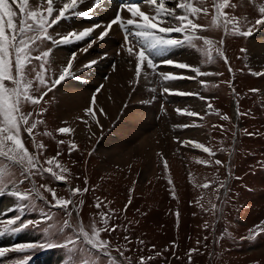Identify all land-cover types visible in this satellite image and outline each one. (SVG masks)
Masks as SVG:
<instances>
[{
    "label": "rangeland",
    "instance_id": "obj_1",
    "mask_svg": "<svg viewBox=\"0 0 264 264\" xmlns=\"http://www.w3.org/2000/svg\"><path fill=\"white\" fill-rule=\"evenodd\" d=\"M59 1L61 0L55 2L57 6ZM168 1L170 2V0ZM234 1H236V8L232 9L235 17L239 18V27L242 30H247L244 27L246 21L254 22L258 19L259 9L263 7L264 0ZM187 2L195 7L208 8V16L201 13L199 18H190L195 23L209 25L213 0H204L203 4L200 3V0H187ZM167 6L175 7V0H171ZM46 7L47 0H43V3L29 0V9L38 8L45 11L46 14ZM54 7H56L55 4ZM14 9L19 13L18 8L14 6ZM176 11H179L178 8ZM225 12L229 14L227 10ZM53 14L57 15L58 13L54 12ZM18 20L19 17L16 21L17 24ZM100 25L104 28L106 23L102 22ZM67 26H72V19L60 21L53 29H50V34L57 38L59 36L56 34H61L64 27ZM219 26L212 24L206 34L210 32L223 33L219 45L233 67L232 72L228 71L225 75L222 73V63L217 58H214V61L208 60L201 45L195 47L185 43L183 47H157L148 53L152 61L158 64L157 72H160L164 61L171 60L169 57L181 61L183 55L194 53L197 57V67H200L202 72H219L222 75L196 76L195 73H191L188 76L196 77V82L200 83H215L220 77L224 80L220 87L215 85L203 92L207 95L206 98V96L200 95V84L192 83L193 80L186 79L192 83V87L186 86V91L194 88L193 91L198 93L199 97L196 98L193 95L192 97L181 96V99H170L162 94L164 84L161 85L160 77L153 74L151 69L144 68L148 73L147 76L144 75L147 79L145 85L135 84L136 89L133 88L134 93L132 94L134 97L137 96L139 102L136 104L152 111L151 117L156 121L160 131L166 126V128L171 127L164 136L170 141V145L167 146L168 149H158L152 156L151 159L154 160L156 167L154 173L148 178H141L144 161L138 155L130 159L124 166H117L109 163L107 158L99 154L97 148L101 135L92 133L90 121L85 124L86 137L81 140L83 145L75 144L80 141H75L69 133L58 132V129L61 128L57 121L58 88L60 85L56 87L54 94L49 96L45 103L36 106L30 103L24 104L23 111L32 113L30 123L39 121L32 134L35 137V144L28 133L22 130L21 138L25 147L31 154L38 157L43 167H48L45 163L46 159L55 158L60 165L67 169L63 173L65 181L69 183L67 187L64 182L57 181L48 173H44L43 176H33L32 179L38 184L39 193L55 203L52 192L47 190L52 189L56 192L57 197L72 199L77 202V206L69 205L71 216L67 215L63 209L55 213L50 212V204L42 199L44 197L41 198L36 192L30 191L35 187L32 179L19 183L22 179L20 166L6 157H0V173H3L0 184V195L3 196L0 198V202L11 199L14 201L10 209V216L2 219L0 225L10 217L17 215L22 218L17 221L19 224L29 220L38 221L37 224H29L27 228L16 232L2 229L0 249L12 241L6 248L9 251L0 258V264H17L18 261L22 264H59L62 259L63 263L60 264H140L141 257L145 258L144 264H264V231H259L257 228V226L264 228V76L259 77L252 74V72L264 70L253 68L249 64L247 54L254 37L264 32V26H257L253 29V34L246 38L230 36L228 29L220 24ZM123 33L124 31L121 29L120 37ZM173 37L183 40L181 34H173ZM208 37L219 39L212 37L211 34H208ZM133 38L135 39L134 36L130 37L131 40ZM90 39L92 38H87L88 43ZM196 44L198 42H195ZM120 45H122L121 39L117 46L120 48ZM209 47H215L214 43ZM241 47L246 49V52H240ZM41 48L48 50L54 49L55 46L48 41ZM33 54L38 55V53ZM50 54L49 65L45 72L46 85L50 84L52 78H58L66 68L54 62L53 52ZM118 55L121 60L119 52L117 57ZM73 56L72 53L69 61H72ZM240 56L241 59H237ZM101 58L107 60L108 55ZM111 59L110 68L114 71L119 58ZM204 62L207 64L204 65ZM32 63L28 66L27 71L29 78L35 80L36 72L32 71V68L35 66L36 71H39V63ZM96 65L98 66L97 63ZM235 65H237V69ZM241 68H245L246 73L240 70ZM101 70H103L101 66L96 70H88L86 78L88 77L89 81L86 80V83L90 84V79L94 76H98L95 79L98 82ZM81 73L83 72L78 67L68 75L70 76L68 79L74 74L72 79L78 83ZM108 76L103 79L104 82L108 81ZM229 80L235 81L236 98L229 86ZM4 83L7 87H12L9 81ZM36 86L34 84V87ZM101 86L96 87L97 90L102 91ZM44 89L46 90V87H41L42 92ZM253 89L257 91H252ZM40 92H36L34 95L40 96L42 93ZM132 94H130V101L132 98L134 99ZM200 97L205 98L204 102H201V106L199 105ZM187 99L194 100L199 106L194 103L193 105L186 103ZM208 99H215L212 107L219 112V115L210 117L212 120L204 122L211 109L209 104H212ZM237 101L238 105H236ZM133 104L130 103L129 106H133ZM173 105L178 106L177 109L190 110L203 117L179 114L177 111H172ZM234 105L235 108L237 107L236 109H234ZM238 112L242 114L239 116ZM224 115H227L229 119H221V116ZM182 125H189V127H180ZM214 126L217 129H213ZM191 127L199 132L198 135L191 137L190 141L203 144L210 148L215 155L205 153L201 149L193 147L191 143L189 144L190 150H188L181 143L179 135L188 132L192 129ZM248 133H255V135H248ZM107 134H111L110 131ZM73 143L76 145L74 149L71 148ZM40 144H43L44 147L38 148L37 146ZM216 160L221 161L222 164H215ZM6 161L11 166H8ZM165 161L167 168H165ZM198 161H207L208 163ZM53 167L55 171L60 172L59 168ZM221 182L226 184V188L220 187ZM205 183L210 185L206 189L201 187ZM41 185H46L47 189ZM10 187H18L20 191L29 192L31 197L29 209L26 208L22 213H16V211H20L19 206L26 201L20 202L11 197L8 194ZM76 188H79L81 192L73 195L72 190ZM85 188L88 189L87 192L83 191ZM217 189L219 191H216ZM129 197H132L130 203L128 202ZM98 199L101 201L99 209L96 207ZM80 201L83 203L80 204ZM213 205L216 207L213 208ZM126 206L127 210H125ZM41 210L50 214L52 219H40L43 215ZM100 213H105L110 217L109 229L113 225L119 226L115 231L100 233V239L110 242L107 253L93 249L91 245L87 244L83 232H81V228H83L84 232L91 236L93 223L97 228H103ZM252 236L255 238H250ZM125 237H128V240H125ZM44 239L58 241L61 244L66 240H72L73 243L66 247L46 248L47 251L43 254L40 252L44 251V248L39 247H31L23 252L12 248L18 243L30 245ZM190 249H196V251L190 253ZM28 254L38 255L32 257L30 261H25L22 256ZM126 258H130V260Z\"/></svg>",
    "mask_w": 264,
    "mask_h": 264
},
{
    "label": "snow or ice",
    "instance_id": "obj_2",
    "mask_svg": "<svg viewBox=\"0 0 264 264\" xmlns=\"http://www.w3.org/2000/svg\"><path fill=\"white\" fill-rule=\"evenodd\" d=\"M38 3H43V0H37ZM84 0H61L62 6L59 8L54 7L55 0H47L46 14L38 8L29 9V0H0V157H6L8 160L13 161L15 164L20 166V176L22 179L19 183H23L24 180H31L35 175L43 176L44 173L50 174L57 181H65L64 172L67 171L62 165H60L55 158L46 159L45 163L48 167H43L37 156L31 154L22 142L21 133L22 130L26 131L30 138H32L35 144V137L32 135L33 130L37 128L39 121H33L30 123L32 113H25L23 107L25 103H30L33 106L39 105L43 97L47 95V91L41 93L40 96L34 95L36 92L41 91V87H46L48 91H52L53 88L57 87L62 83L69 75L68 69L72 67L71 62L68 66L63 69V72L58 78L52 79L50 84L45 83V72L47 71V66L49 65L50 53L54 51L53 48L48 50H43L40 47L44 41H49L54 46L70 44L75 42L83 41L92 36L93 31L96 28H100L101 25H92L83 29L82 31H71L63 35L57 33L56 35L60 38L57 39L55 36L50 34V29H53L61 20L68 19L72 15H83L88 16L90 11H78L80 3ZM171 2V0H170ZM101 0H94L95 5H100ZM203 4L204 0H200ZM142 4H148L154 8V16H149L145 11L141 10ZM18 8L19 13L14 9ZM180 9L181 12L177 13L176 9ZM214 15L212 23L213 25L219 26L221 18H223V24L227 29L229 24L232 25V32L235 35L241 37H250L253 34V29L257 26H264V7L259 9V18L254 22L247 20L244 27L247 30H242L238 25L240 24L239 18L235 16H230L225 9L236 8V4L232 3L231 0H213ZM130 14L129 19H124L122 17V12L125 11ZM57 12V15L53 13ZM203 13L204 16H208L207 7H195L187 0H175V7H168L166 0H141V3H124L119 6L115 17L110 20L104 26L103 30L98 33L99 39H103L109 34V30L113 29L114 25H118L125 33L124 40L126 45H132L130 40L131 36L137 38V43L139 45V51H135V45L126 47V51L129 56H134L136 60L135 64V76L136 80L139 81L142 75V68L151 69L152 73L160 77V83L166 81H175L178 79H194L195 77L177 76L170 73L157 72V65L152 61L148 53L157 47H183L185 43L190 46H194V40L203 39V42L207 46H211L213 41L207 37H200L196 35L197 30H204L205 26L195 23L190 17L199 18L200 14ZM19 17L18 24L17 18ZM139 18L137 21L136 18ZM155 21V22H150ZM178 22V23H177ZM166 25V26H165ZM250 25V26H249ZM159 33V34H157ZM166 34V35H163ZM173 34L183 35V40L174 38ZM93 43L89 40V46ZM222 43V41H221ZM242 52H246V49H241ZM218 54L223 56V52L217 50ZM33 53H39L38 55H33ZM204 54L208 57V60L212 59L211 47H209ZM74 59V56L72 57ZM39 61V71H36V67L33 66L32 71L36 72L35 80L29 78V73L27 71L28 66L32 61ZM96 61H91L88 63V67ZM225 63H227V58L225 57ZM162 64L167 66H173L179 69H188L196 74V76H211V75H222V73H212V72H202L199 67H194L185 62L177 61H164ZM229 71L232 69L229 67ZM256 76H264V71L262 72H252ZM144 75L147 76L148 73L145 71ZM5 81H9L12 87H7ZM34 84L37 86L34 87ZM231 86V85H230ZM155 90V89H153ZM252 91H257L253 89ZM162 94L177 95V96H198V93L184 92L179 90H173L169 87H163ZM200 99H204L200 97ZM96 103V97H92V106L85 109V114L95 118L94 105ZM209 104V108H211ZM103 112V109L99 110ZM179 114H184L187 116L198 117L199 114L190 110L176 109ZM213 111H215L213 109ZM218 114V113H217ZM242 113L238 112V115ZM39 115V113H37ZM221 119L228 120L227 115L221 116ZM87 123V121H84ZM99 123V121H97ZM180 127H189V125H182ZM216 127V126H214ZM72 131L69 128L61 127L58 129L59 133H69ZM248 135H255V133H248ZM183 145L189 143L193 147L199 148L205 153L210 155H215L210 148L204 146L203 144L194 141H183ZM38 148H43V144L37 146ZM71 148H76L73 143ZM162 157V154H161ZM163 158V157H162ZM200 163L207 164V161H198ZM215 164L221 165L222 162L219 160L215 161ZM59 168L60 172L54 170ZM165 168H167V162L165 161ZM3 173H0L2 177ZM215 179V178H214ZM34 183V182H33ZM87 183V181H85ZM171 184V181H169ZM210 185L205 183L201 185L203 188H208ZM47 189L46 185H41ZM220 187L226 188L224 182L220 183ZM52 192V197L55 200L54 205L51 207H58L63 209L67 215L71 216V211L69 210V205L73 207L77 206V202L72 199H64L57 197L56 192L52 189H47ZM30 191L36 192L39 195V190L33 187ZM87 192L88 189H83ZM216 191H219L217 189ZM81 190L76 188L72 190V194L76 195L80 193ZM174 193V190H173ZM8 194L11 197L16 198L20 202L31 203V197L28 191H20L18 187L8 188ZM131 201L129 200V203ZM80 204L83 201L79 202ZM29 204H21L19 210L23 211L27 208ZM101 206V201L99 199L96 202V207L99 209ZM216 206L213 205V208ZM15 211L16 209H12ZM127 210V206L125 207ZM43 215L40 219L51 220L52 216L41 210ZM103 221V228H97L95 223L92 225V235L89 236L87 232H83L84 239L87 244L91 245L93 249L99 250L101 252L107 253L109 249L110 242L107 240L100 239V233L102 231H115L118 225L111 226L109 229V219L110 217L105 213H100ZM178 215V214H177ZM22 218L17 215L10 217L7 220V225H17V221ZM36 220H29L23 222L16 227L9 228V231L16 232L27 228L29 224H37ZM259 231H264V228L257 226ZM48 231L47 229L45 230ZM3 234V233H0ZM252 239L255 236L250 237ZM128 240V237H125ZM72 240H66L63 244L58 241L44 239L34 244L22 245L15 249L16 251L23 252L25 249L30 247L39 248H53V247H66L68 244H72ZM9 249H0V258L4 257ZM196 249H190L189 252H194ZM123 255V253H121ZM129 259L130 258H126ZM144 257L140 258V264H144ZM17 264H22V262H17Z\"/></svg>",
    "mask_w": 264,
    "mask_h": 264
},
{
    "label": "bare ground",
    "instance_id": "obj_3",
    "mask_svg": "<svg viewBox=\"0 0 264 264\" xmlns=\"http://www.w3.org/2000/svg\"><path fill=\"white\" fill-rule=\"evenodd\" d=\"M128 2L139 4L141 0H101L100 5H95L94 0H84L83 3L79 4L78 11L83 12L91 10L90 14L88 16L74 15L72 18L70 17L69 19H72V26L64 27L61 35L71 31L79 32L92 25H100L102 22L108 23L115 17L119 6ZM61 5V3H58V6ZM141 10L145 11L149 16H154V8L148 4H142ZM122 17L125 20L131 18L126 10L122 12ZM136 19L139 21L138 17ZM102 30L103 27L96 28L93 31L91 36L92 39H90L93 40L91 46H89L88 40L85 39L80 42L55 47L53 52L54 62L65 67L68 66V62H71L72 67L68 69L69 75L78 67H80L83 72L79 76L80 82L76 83L72 78L68 79V77H70L68 76L65 83L63 85H61L62 83L60 84L58 88L59 100L57 104V121L60 123V127H66L72 130L69 134L75 141H81L86 137V123L84 121L89 119L88 121H90L92 133L98 136L101 135V140L97 148L99 154L107 158L109 163L117 166H124L130 159L138 155L144 161V170L141 174V178H148L154 173L156 167L154 160L151 159L152 156L158 149H166L167 146L170 145V141L164 136L170 131L171 127L166 128V126L160 131L156 125V121L151 117L152 111L146 107L139 106L137 96L134 97L132 94L134 93L133 88H135L136 84V60L134 56L128 55L126 47L135 44L137 39L133 38V40H131L132 45H126L124 40L125 33L121 34L120 37L121 28L115 25L107 36L98 40V33ZM120 39L122 45H120L119 48L117 44ZM134 50L136 51V46ZM118 52L122 58L120 61L118 60L116 70L113 71L110 68L112 64L111 58L114 57L118 59ZM72 53L74 54V59L69 61V57ZM247 54L249 56V64L253 68L257 67L264 70V32L254 37ZM104 55H108L107 60L101 58L104 57ZM169 59L177 61L171 57H169ZM99 60H101V62H99ZM91 61H96L98 66L94 63L91 67H88L87 65ZM183 61L197 67V57L194 53L183 55L181 62ZM99 66H101L103 70L100 71L98 82L95 80L98 76H94L90 79V84H87L86 80L89 81V78H86L88 70L99 69ZM144 67H146V65ZM144 71L146 70L143 69L142 71L138 83L139 86L145 85V81L147 80L144 76ZM109 72L110 74L108 76ZM160 72L177 76H186L188 73H192L188 69L178 68L176 70L175 67L165 66L164 64L161 66ZM107 76L108 81L104 82L103 79ZM163 84L170 89L183 91L186 90V86L192 87V83L188 82L186 79L166 81L163 82ZM100 86L103 89L102 91L97 90ZM196 89L198 90V87H196ZM193 90L194 88L190 91ZM130 94L134 97L131 101ZM93 96L96 97V103L93 106L95 118L85 114V109L92 106L91 101ZM166 96L170 97L173 95L166 94ZM170 99L178 98L170 97ZM186 101V103L191 105H193V103L195 105L197 104L194 100L190 101V99H187ZM201 102L202 100L199 102L200 106ZM130 103H134L133 106H129ZM100 109H103V112H100ZM234 109H236L235 105ZM234 112H236V110H234ZM97 121H99V123H97ZM108 131H110L111 134H107ZM198 132L197 129L194 130L192 128L179 136L182 142L190 141L191 137L198 135ZM189 144L185 145L188 150H190L191 147ZM13 204L14 201L12 199L10 201L0 202V220L10 216V209Z\"/></svg>",
    "mask_w": 264,
    "mask_h": 264
}]
</instances>
